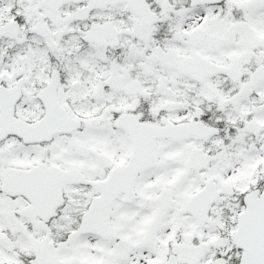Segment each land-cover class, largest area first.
Masks as SVG:
<instances>
[{"label":"snow or ice","instance_id":"1","mask_svg":"<svg viewBox=\"0 0 264 264\" xmlns=\"http://www.w3.org/2000/svg\"><path fill=\"white\" fill-rule=\"evenodd\" d=\"M0 264H264V0H0Z\"/></svg>","mask_w":264,"mask_h":264}]
</instances>
